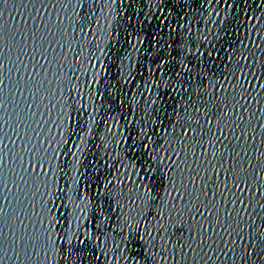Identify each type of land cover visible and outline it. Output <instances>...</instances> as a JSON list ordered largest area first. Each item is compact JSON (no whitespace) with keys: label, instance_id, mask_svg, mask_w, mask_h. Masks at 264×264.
I'll return each instance as SVG.
<instances>
[{"label":"water","instance_id":"water-1","mask_svg":"<svg viewBox=\"0 0 264 264\" xmlns=\"http://www.w3.org/2000/svg\"><path fill=\"white\" fill-rule=\"evenodd\" d=\"M34 31L37 41L44 40L49 62L38 53L35 60L24 54L21 60L27 67H19L21 60H17L16 51L9 52L4 40L12 33L19 39L22 32ZM33 43L28 41V53ZM36 46L40 47L39 43ZM0 49V63L4 65L0 78L5 84L11 79L13 93L10 96L9 88L4 87L0 99L18 104L24 119L17 127L18 118L6 115L15 110L12 105L0 107V208L4 209L0 230L8 235L5 218H9L17 234L30 233L34 227L49 229L53 240L57 236L70 238L77 254L84 247L78 243L83 239L89 258L81 257L79 264H93L91 258L100 256L102 249L108 251L107 264H125L112 260V238L119 243V221L122 215L129 214L127 197L126 206L119 209L114 200L109 202L97 193L102 194L109 181V188L127 183L124 173L127 170L131 174L132 164L137 170L147 167L142 161L150 148L168 147L172 126L179 119L176 113L184 115L189 95L199 106L198 93L206 102L215 94L219 108L211 103L209 107L218 115L227 113L232 117L229 123L238 120L243 105L245 121L250 119L255 128L256 147L264 151V127H255L264 126V0H8V8L0 15ZM17 69L22 77L20 87L27 84L23 92L16 86ZM41 81L44 87L37 92ZM233 99L239 100L235 114ZM25 103L31 107L25 109ZM188 111L195 120L198 114L191 107ZM203 111L201 108V122ZM5 120L18 135L5 125ZM145 134L152 136V141ZM145 144L149 147L144 148ZM175 146L179 151V145ZM35 147L46 149L51 159L45 162L41 175L29 176V162L35 165L36 160L28 149ZM203 147L209 154L213 151L207 139ZM9 151L23 156L25 172L18 159L13 161L5 155ZM193 151L200 157L199 146L189 149L190 163ZM159 154L165 157L163 150ZM37 155L44 157L43 152ZM162 171V186L150 194L158 193L165 199L166 211L171 203L167 193H175L168 185L171 173ZM97 204L105 210L103 215ZM14 211L20 214L26 228L17 223ZM37 213L43 217V225L35 223ZM105 215L111 219L105 220ZM97 224H102L104 235ZM124 232L127 234V228ZM129 252H140L137 259L143 264L145 253L139 242ZM40 260L43 264H58L59 257L50 256L44 262L41 254ZM0 264H23L22 251L20 261L13 258ZM29 264H36V257ZM213 264L223 261L216 259ZM236 264H240L238 257Z\"/></svg>","mask_w":264,"mask_h":264},{"label":"snow or ice","instance_id":"snow-or-ice-1","mask_svg":"<svg viewBox=\"0 0 264 264\" xmlns=\"http://www.w3.org/2000/svg\"><path fill=\"white\" fill-rule=\"evenodd\" d=\"M2 3L3 8H0V15L8 8V0H2ZM41 7L43 8L45 5L41 3ZM29 18L34 19L33 17ZM29 40L34 42L31 53H28ZM4 43L8 46L9 52L16 51L17 60H21L24 54H28L30 60H35L38 53L41 59L49 62L45 56L44 40L37 41L35 31L31 34L22 32L19 39L16 38V33H12L4 40ZM37 43L40 47L36 46ZM48 44L50 47L52 46L51 41H48ZM0 53H2V49H0ZM3 67L4 65L0 63V69ZM19 67L26 68L27 65H24L21 60ZM40 71H44L43 67ZM188 71L190 75L191 69ZM34 73L35 66L33 67ZM27 75L25 73V76ZM17 77V89L23 92L27 89V84L23 88L20 87L19 81L22 77H20L18 69ZM11 83V79L8 84H5V81L0 78V94L3 93L4 87H8L9 95H13ZM43 87L44 84L41 81L36 91L39 92ZM29 95L34 94L30 92ZM197 95L201 100L199 106L193 103L192 97L189 95L188 104L183 109L184 115L180 116L179 113H176L179 119L172 126V134L168 139L166 149L162 146L150 148L149 155L142 161V165L147 164V167L142 166L137 170L135 164H132L131 174L127 170L124 173L128 177L127 183H123L119 188L113 184L109 188L108 184L112 183L109 181L105 184L103 193H97L98 196L103 195L109 202L114 200L119 209L126 206L124 200L127 197L129 214L122 215L119 221L121 231L116 233V236L120 238L119 243L116 242L115 237L112 238L113 244H115L112 249L113 261L140 264L137 257L141 256V253L129 252V248L139 242L145 253L142 257L143 264H162L163 261L168 260L173 261V264H181V262L182 264H213L216 259H221L223 264H227L229 260L232 261V264H236L237 257L240 264H264V176H261V173H264V151H260L256 147L255 128L250 119L245 121L243 111L246 109L243 105L240 106L241 114L238 120L229 123L232 117H229L227 113L218 115L209 107V103H211L219 108V104L216 103L219 97L213 94L212 100L206 102L202 93ZM231 104L233 114H235V105L239 104V100L233 99ZM9 105H12L10 100L6 102L0 99V107L6 108ZM12 107L15 110L12 113H6V115L9 119L13 116L17 117L19 120L17 127H19L21 123H24L23 114L19 111L18 104H14ZM30 107L31 105L24 104L25 109ZM189 107L198 114L195 120L189 114ZM201 108L204 109L203 122L199 115ZM5 125L14 135H18L15 129L8 124V120H5ZM177 127L179 128L178 134ZM255 127L264 126L257 124ZM250 132L251 134H249ZM145 136L147 140L152 141V136L147 134ZM205 139H207L208 146L213 149L211 154L207 153L203 147ZM10 142L12 141L10 140ZM261 143H264V139L261 140ZM175 145H179V151ZM195 146L200 147V157H197L193 151L190 163L188 150ZM5 147L7 146L5 145ZM21 147L23 149L24 145ZM143 147L148 148L149 145L145 144ZM160 150L165 152L164 158L160 156ZM28 151L35 158L36 163L33 165L29 162L31 171H28L27 174L39 176L44 171L45 162L50 163L51 158L47 156V150L42 147L30 148ZM40 152L44 153L43 158L37 155ZM253 153H258V155L254 156ZM5 155L13 161L18 159L21 171L25 172L23 156L17 157L11 151ZM2 163L3 157H0V164ZM37 169L40 171H36ZM162 169H167L171 173L167 176V180L171 191L175 193V196H172L171 192L167 193L171 198V203L167 204L166 211L165 199L158 193L150 194L153 189L159 188L163 184L165 177ZM202 169L203 174H201ZM48 170L51 171L50 166ZM186 170H188L187 176ZM209 171H211L210 175ZM177 175L179 183H177ZM20 180L27 186L28 182L24 176H21ZM197 181H199V185H197ZM38 191L39 188H37ZM23 195L27 196L28 194L24 192ZM96 206L100 208L101 215H103L105 210L99 204ZM258 209L259 211H257ZM131 213H135V216H132ZM0 215H4L2 208H0ZM12 215L22 228H26L18 212L14 211ZM36 215L35 223L43 225V217L39 213ZM93 216L95 221L97 218L95 212ZM104 219L110 220L111 216L105 215ZM257 220L260 221L259 224L256 223ZM4 223L8 225V235H4L0 230V252L4 253L3 256H0V262L13 258L20 261L21 251L23 264H29L33 257H36V264H43L40 260L41 254H43L44 262L48 261L50 256L53 259L58 256V264H63L65 261L69 264H79L81 257L89 258L86 256L87 243L83 239L78 241L84 247L80 248L79 254H77L75 245L72 244L70 238L65 239L62 236H57L56 240H53L49 229L40 230L34 227L30 233L24 231L17 234L9 223V218H5ZM96 227L101 230L100 234L104 235L102 224H97ZM125 228H127V234L124 232ZM8 236L12 237L10 241ZM85 236H87L86 233ZM57 240L60 241L59 244L56 242ZM9 252H11V256L8 255ZM73 256L76 257L75 260H73ZM102 258L103 264H107L108 251L106 249L101 250L100 256L91 259L93 264H101Z\"/></svg>","mask_w":264,"mask_h":264}]
</instances>
